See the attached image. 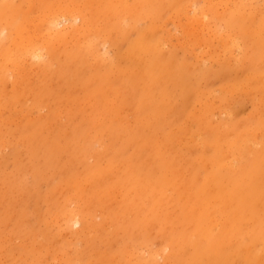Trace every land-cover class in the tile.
Wrapping results in <instances>:
<instances>
[{
    "label": "rangeland",
    "instance_id": "374dc122",
    "mask_svg": "<svg viewBox=\"0 0 264 264\" xmlns=\"http://www.w3.org/2000/svg\"><path fill=\"white\" fill-rule=\"evenodd\" d=\"M0 264H264V0H0Z\"/></svg>",
    "mask_w": 264,
    "mask_h": 264
},
{
    "label": "bare ground",
    "instance_id": "6f19581e",
    "mask_svg": "<svg viewBox=\"0 0 264 264\" xmlns=\"http://www.w3.org/2000/svg\"><path fill=\"white\" fill-rule=\"evenodd\" d=\"M65 16V15H64ZM57 19V18H56ZM59 19V18H58ZM54 20H52L51 22L53 23ZM54 24V23H53ZM73 29V28H72ZM50 30V29H49ZM34 51V50H33ZM35 52V51H34ZM36 53V52H35ZM76 220V219H75ZM76 224H77V221H76ZM256 257V256H255Z\"/></svg>",
    "mask_w": 264,
    "mask_h": 264
}]
</instances>
